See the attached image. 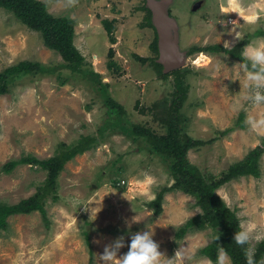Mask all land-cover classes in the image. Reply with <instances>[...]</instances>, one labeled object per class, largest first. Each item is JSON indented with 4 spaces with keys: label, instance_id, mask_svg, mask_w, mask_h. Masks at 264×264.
I'll return each mask as SVG.
<instances>
[{
    "label": "rangeland",
    "instance_id": "1",
    "mask_svg": "<svg viewBox=\"0 0 264 264\" xmlns=\"http://www.w3.org/2000/svg\"><path fill=\"white\" fill-rule=\"evenodd\" d=\"M40 1L52 15L75 22L74 45L84 61L80 66L66 62L44 44L40 32L0 7V72L23 61L47 69L46 74L16 78L8 94L0 96V203L29 198L47 176L30 164L6 174V163L27 156L49 159L61 145L70 148L83 137L97 142L65 164L57 199L47 200V219L40 212L8 218L7 230L0 231V264H103L106 245L123 236L120 254L126 253L130 235L144 231H152L159 243L161 264H220L221 257L222 264H232L222 250L218 263L201 254L214 240L210 227L176 239V230L202 213L194 196L165 192L159 216L149 206L175 180L170 161L154 154L149 138L136 131L165 133L181 78L186 91L179 109L180 132L205 142L218 138L188 151L192 166L205 176L220 177L263 144L264 128H253L249 118L264 119V103L245 98L254 92L241 60L224 52L189 51L193 46L232 49L245 39L253 42L256 31L264 29V0H174L170 13L178 21L188 60L170 75L157 65L155 30L141 9L145 0ZM105 20L114 29V43ZM110 49L113 69L108 66ZM237 102L240 108L234 110ZM241 112L246 114L245 128L220 135L236 125ZM261 171L259 178L240 177L216 191L236 212L242 230L249 231L248 246L254 251L264 239V154ZM85 231L90 232L93 255Z\"/></svg>",
    "mask_w": 264,
    "mask_h": 264
},
{
    "label": "trees",
    "instance_id": "2",
    "mask_svg": "<svg viewBox=\"0 0 264 264\" xmlns=\"http://www.w3.org/2000/svg\"><path fill=\"white\" fill-rule=\"evenodd\" d=\"M0 7L14 14V16L28 28L41 33L44 44L51 50L58 52L62 58L71 64L83 65V57L74 45L75 22L68 16H54L49 10L45 2L40 0H0ZM146 10V20L155 30V40L153 49L159 55V37L155 27L152 25L151 11L145 5L141 8ZM105 28L113 38V28L109 21H104ZM255 36H264V29L256 31ZM249 40L241 41L236 47L227 49L222 45L214 44L205 47L193 46L189 55L196 52H206L209 54H218L224 52L233 58L242 60L240 55L242 48L248 44ZM113 49L109 50L110 61L108 66L113 69L116 63L112 59ZM163 70L162 64H157ZM250 68V62L246 64ZM38 72L45 73L47 69L37 62L23 61L17 65L6 68L0 72V96L8 94L11 83L16 78H23L27 75H35ZM178 70L169 72L174 74ZM168 73V75H170ZM177 88L173 95V103L169 111V118L166 124L165 133L157 134L154 130L137 129V133L145 135L151 142V150L154 154L160 156L166 162L170 161L169 170L173 176L175 183L158 194L156 199L149 203L154 209L156 215L163 212V200L165 192L183 191L192 195L197 199V206L202 213L190 218L184 225L180 226L175 233L177 240L183 239L188 233L196 230H204L208 227L215 231L214 240L201 250V254L206 256L213 263H218L220 250L226 252L232 260V264H246L245 248L246 245H238L234 236L235 233L241 231V224L236 212L228 207L226 202L217 194V190L226 183L240 177L252 176L261 177V158L264 154V141L262 145L251 150L244 159L231 165L220 177L205 176L198 168L192 166L188 161V151L190 149H199L208 143H213L218 138H214L205 142L202 139H195L188 134L180 132L179 125V109L182 106V98L184 100L185 86L183 79L179 78ZM114 106L122 108L118 104ZM245 112L239 114V118L234 127L221 131L219 134L224 136L232 132L235 128H245ZM97 140L91 137H83L72 147L61 145V150L49 159L40 160L34 156H27L19 160H12L3 166L6 174L11 173L16 167L23 164L39 166L43 171L47 172L44 184L38 188L37 192L27 199H23L16 204L0 203V231L7 230L8 218L15 215H28L34 212H40L47 219L46 204L47 200L57 199L56 191L58 187V178L63 171L65 164L72 160L77 154L88 150ZM172 162V163H171ZM85 242L89 249V253L93 255L91 246V235L89 231H85ZM219 237L215 239V237ZM257 259L264 258V239L257 245L255 249Z\"/></svg>",
    "mask_w": 264,
    "mask_h": 264
},
{
    "label": "clouds",
    "instance_id": "3",
    "mask_svg": "<svg viewBox=\"0 0 264 264\" xmlns=\"http://www.w3.org/2000/svg\"><path fill=\"white\" fill-rule=\"evenodd\" d=\"M253 19L255 18L253 17ZM231 24H235V22ZM224 45L227 46L229 43L225 42ZM240 55L243 57L240 67L245 68L244 75L251 83L254 92V95L245 98L251 99L255 104L264 103V91H261L264 89V36L254 38L253 42L243 47ZM247 62H250V68H246ZM233 107L234 110H239L240 105L237 102ZM249 123L253 128H264V119L252 120L249 118ZM152 237V231L131 234L127 245L128 251L120 254V250L125 247L124 237L121 236L113 244L104 247L100 259L103 264H161L164 258L159 250L160 245ZM218 238V236L215 237V239ZM250 239L251 236L247 229L236 232L234 236L235 242L241 246L246 245ZM244 254L246 264H264V259H257L255 251L251 248H245ZM223 258H220V264H222Z\"/></svg>",
    "mask_w": 264,
    "mask_h": 264
},
{
    "label": "water",
    "instance_id": "4",
    "mask_svg": "<svg viewBox=\"0 0 264 264\" xmlns=\"http://www.w3.org/2000/svg\"><path fill=\"white\" fill-rule=\"evenodd\" d=\"M174 0H146L152 14V22L159 37V63L165 73L181 69L186 65L188 54L181 50L178 21L171 15L170 6ZM201 3H196L197 10Z\"/></svg>",
    "mask_w": 264,
    "mask_h": 264
},
{
    "label": "bare ground",
    "instance_id": "5",
    "mask_svg": "<svg viewBox=\"0 0 264 264\" xmlns=\"http://www.w3.org/2000/svg\"><path fill=\"white\" fill-rule=\"evenodd\" d=\"M201 56H203V55H201Z\"/></svg>",
    "mask_w": 264,
    "mask_h": 264
}]
</instances>
